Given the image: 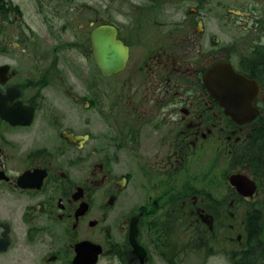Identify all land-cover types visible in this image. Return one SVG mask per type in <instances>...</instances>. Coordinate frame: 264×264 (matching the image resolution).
I'll return each instance as SVG.
<instances>
[{
    "label": "flooded vegetation",
    "instance_id": "af4514ba",
    "mask_svg": "<svg viewBox=\"0 0 264 264\" xmlns=\"http://www.w3.org/2000/svg\"><path fill=\"white\" fill-rule=\"evenodd\" d=\"M190 1L118 25L96 0H0V264H264V50L231 55L222 0ZM217 64L249 87H214Z\"/></svg>",
    "mask_w": 264,
    "mask_h": 264
},
{
    "label": "rangeland",
    "instance_id": "374dc122",
    "mask_svg": "<svg viewBox=\"0 0 264 264\" xmlns=\"http://www.w3.org/2000/svg\"><path fill=\"white\" fill-rule=\"evenodd\" d=\"M93 0H79L80 6H89ZM127 1V2H126ZM140 0H96L98 11L109 10L110 12H99V16L103 17L109 13L112 21L121 24L123 21L121 9H126L128 6L129 12L134 13L133 5H138ZM217 2V0H213ZM212 2V1H211ZM223 6L220 9L221 19L220 24L223 25L222 38L224 44L230 54H238L242 51H247L251 45V49H256L258 52L264 50V0H222ZM190 0L183 2V5L189 6ZM169 6H172L171 4ZM241 10H252L254 15L248 18L233 16L228 12V9L237 8ZM241 7V8H240ZM245 19V21H244ZM250 51V50H249ZM264 56V53L258 54ZM180 257V255H179ZM197 257L198 264L201 262V257ZM187 259H184L181 264H187ZM179 262V260L177 261ZM207 264H223L218 261V256L208 257L204 260ZM225 264V263H224Z\"/></svg>",
    "mask_w": 264,
    "mask_h": 264
},
{
    "label": "water",
    "instance_id": "95a60500",
    "mask_svg": "<svg viewBox=\"0 0 264 264\" xmlns=\"http://www.w3.org/2000/svg\"><path fill=\"white\" fill-rule=\"evenodd\" d=\"M105 32V33H102ZM97 39V61L100 68L107 70H120L126 60L127 51L119 40L115 38L114 28L98 27L96 33ZM219 64L212 69L214 75V82L216 83L217 72L220 74L219 78L223 80V87H249V82L235 73L231 68H227ZM221 85V84H220ZM216 87V84H214Z\"/></svg>",
    "mask_w": 264,
    "mask_h": 264
}]
</instances>
